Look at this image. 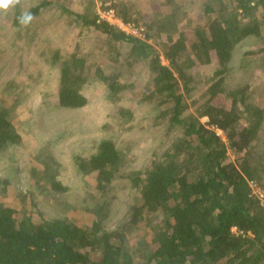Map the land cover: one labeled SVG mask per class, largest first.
I'll return each instance as SVG.
<instances>
[{
	"label": "trees",
	"instance_id": "1",
	"mask_svg": "<svg viewBox=\"0 0 264 264\" xmlns=\"http://www.w3.org/2000/svg\"><path fill=\"white\" fill-rule=\"evenodd\" d=\"M57 2L42 0L27 14L18 13L15 22L30 21L42 6L54 7ZM166 2L172 6L162 42L168 65L146 39L99 20L93 0L80 10L59 4L75 16L81 31L93 28L104 34L98 47L107 46L104 53L112 59L110 66L120 63L122 56L129 69L148 63L152 84L144 97L164 107L161 116L167 118L168 130L181 131L147 169L129 174L139 198L113 229L107 227L113 212L107 193L127 157L111 139L102 140L89 158L77 157L80 173L91 180L89 197L94 202L84 206L94 216L91 224H78L67 216L35 219L24 207L0 202V264H264V207L251 196L248 184L254 179L264 186L263 153L253 142L255 128L241 122L243 112L260 123L263 110L246 101V87L231 89L226 84L239 42L255 37L259 48L248 53L264 54V0H204L205 21L189 22V28L172 16L181 11L180 2ZM112 7L124 21L134 20L132 3L119 0ZM143 23L147 37H152L149 17ZM126 43L130 47L124 51ZM58 55L54 54V63ZM88 55L76 52L60 65L53 93L45 94L49 103L71 108L88 104L84 89L95 78L107 83L112 98L127 87L119 80L121 72L101 63L90 65ZM210 65L215 68L203 101L195 112H188L187 97L196 92L191 71ZM10 96L15 101L0 106V153L23 140L13 120L19 96L12 91ZM197 101L192 98V103ZM202 117H208V124ZM216 128L225 132L227 140ZM38 160L44 164L43 170L34 168L41 174L38 186L55 192L69 189L57 179L54 159L40 154ZM141 224L151 228V239L132 246L128 236ZM235 226L238 232L233 231Z\"/></svg>",
	"mask_w": 264,
	"mask_h": 264
},
{
	"label": "rangeland",
	"instance_id": "2",
	"mask_svg": "<svg viewBox=\"0 0 264 264\" xmlns=\"http://www.w3.org/2000/svg\"><path fill=\"white\" fill-rule=\"evenodd\" d=\"M117 1L93 0L95 11ZM124 1L132 3V17L139 20L131 21L146 27L143 22L149 17L152 37L146 35L145 39L168 65L162 42L166 39L164 21L172 14V6L166 0ZM178 1L182 9L172 15L174 19L184 22L187 28L189 22L205 21L201 13L204 0ZM41 2L11 0L6 7L0 6V106L15 101L10 91L18 94L13 120L23 137L21 144L0 153V202L15 208L24 207L35 219L67 216L78 224H91L94 216L84 208L94 202L89 197L91 180L80 173L77 157L89 158L102 140L111 139L127 157V163L119 170L107 193L113 201L107 227L113 229L126 219L130 206L139 198L129 174L147 169L171 146L181 128L168 130V120L161 116L164 107L144 97L145 90L152 84L148 63L139 62L134 69H129V64L124 66L122 56L120 63L110 66L112 59L108 52L104 53L107 46L98 47L104 34L93 28L81 31L75 16L68 15L59 6L65 3L80 10L89 0H59L54 7L42 6L30 21L23 20L19 25L15 22L18 13L27 14L30 8ZM259 44V40L253 37L236 45L226 84L231 89L246 87V101L263 110L260 123L250 121L242 111L241 122L255 128L253 142L257 145V152L263 153L264 162V54L248 53L257 50ZM129 47L130 43H126L124 51ZM76 52L78 55L89 54L88 62L92 66L101 63L111 67L113 72H121L119 80L127 87L112 98L107 83L95 78L84 89L88 104L71 108L49 103V96L45 94L53 93L60 65L69 62ZM55 53L59 54L57 63L53 62ZM214 68L215 65L201 66L191 71L196 89L192 96L198 101L194 104L193 97H187L190 102L188 112H195L203 101V94L210 85L208 76ZM201 120L208 124V117ZM218 132L227 140L224 131ZM40 154L56 161L57 179L68 190L47 191L37 185L41 174L34 172V168H44L38 160ZM229 154L231 160H235L233 150H229ZM262 174L264 178V171ZM6 180L8 184H4ZM151 235V228L141 224L128 237L131 245L137 246L150 240Z\"/></svg>",
	"mask_w": 264,
	"mask_h": 264
},
{
	"label": "built area",
	"instance_id": "3",
	"mask_svg": "<svg viewBox=\"0 0 264 264\" xmlns=\"http://www.w3.org/2000/svg\"><path fill=\"white\" fill-rule=\"evenodd\" d=\"M98 15H99V20L107 21L110 24H113L119 27L120 29L125 31L127 34H130L138 38H142V39L146 38V29L143 25L138 24L134 21H128V22L124 21L117 14L115 8L109 4L101 8H98ZM216 130L217 132L220 131V129L218 128H216ZM248 184H249L251 196L255 197L260 202V204L264 207V186L254 179L248 180ZM233 231L238 232V229L236 226L233 227Z\"/></svg>",
	"mask_w": 264,
	"mask_h": 264
},
{
	"label": "clouds",
	"instance_id": "4",
	"mask_svg": "<svg viewBox=\"0 0 264 264\" xmlns=\"http://www.w3.org/2000/svg\"><path fill=\"white\" fill-rule=\"evenodd\" d=\"M10 2L11 0H0V6L6 7Z\"/></svg>",
	"mask_w": 264,
	"mask_h": 264
}]
</instances>
